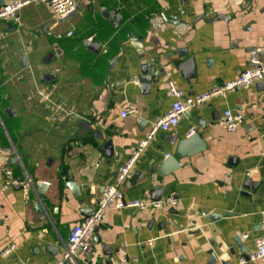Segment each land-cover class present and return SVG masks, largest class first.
<instances>
[{
  "label": "crops",
  "instance_id": "1",
  "mask_svg": "<svg viewBox=\"0 0 264 264\" xmlns=\"http://www.w3.org/2000/svg\"><path fill=\"white\" fill-rule=\"evenodd\" d=\"M15 1L0 0V6ZM75 2L80 8L67 20L31 2L18 10L17 21H0V248L15 244L0 264H53L72 226L95 209L150 123L169 110L175 98L168 80L196 95L247 68L256 53L251 48L264 51V0ZM103 9L121 20L111 23ZM86 40L99 50L87 48ZM189 57L192 73L179 68ZM144 64L161 73L147 92L138 81ZM46 74L53 75L50 82ZM38 89L77 116L54 117ZM123 109L132 111L122 117ZM226 109L243 115L235 131L221 123ZM191 129L205 150L178 157L179 167L158 174L174 152L171 140ZM109 140L110 150L104 148ZM69 177L79 196L64 187ZM246 179L254 186H245ZM42 181L48 185L38 194ZM121 188L128 201L153 199L157 188L160 199L170 195L176 203L109 206L92 232L91 250L79 252L75 264H238L244 253L234 237L248 253L264 235V79L213 96L174 128L156 131ZM48 244L59 247L55 255Z\"/></svg>",
  "mask_w": 264,
  "mask_h": 264
},
{
  "label": "built area",
  "instance_id": "2",
  "mask_svg": "<svg viewBox=\"0 0 264 264\" xmlns=\"http://www.w3.org/2000/svg\"><path fill=\"white\" fill-rule=\"evenodd\" d=\"M31 2L46 4L53 14L58 18H64L73 12L76 8L75 0H17L13 3L3 4L0 6V21L9 22L17 21L18 10ZM68 35L72 31L67 32ZM264 79V59L257 57L256 53H252L249 59V66L239 72V74L232 80L216 85L208 91L201 92L196 95L185 94L182 90L178 89L173 81L168 80L166 86L168 93L175 99L171 103L169 110L152 121L144 135V137L137 143L136 147L131 152L127 161L118 170L115 183L107 185L103 188L101 195L98 197L93 213L89 216L83 217L80 221L75 223L67 237L65 248L62 250L53 264H63L65 261L75 263L76 256L79 252L89 251L92 248L91 236L93 227L98 225L102 219L106 209L113 205L116 208H138L149 209L157 208L163 204H175L176 199L173 196H168L164 199L153 200L148 197L139 200H126L121 188V183L130 177L131 171L134 167L135 161L139 154L142 152L148 141L155 134L156 131H168L174 128L181 116L191 108L198 104L206 102L209 98L220 95L224 96L226 92L232 91L236 88L248 86L256 81ZM37 94L42 102L46 104L48 109L54 111V117L58 119H69L77 115L71 108H64L59 103H53L50 99L49 92L38 89ZM132 110L123 109L121 116L124 117ZM243 115L241 113H234L229 109L223 111L221 116L222 125L229 131H235L242 121ZM193 133V129L189 134ZM10 172L6 171L8 175ZM29 183H23L22 187L25 190L28 188ZM27 191V190H26ZM27 195V193H25ZM151 241L148 242L150 244ZM15 249V244H8L0 248V256H7ZM247 261H261L264 262V235L257 237L254 240V247L247 253V257L242 256L238 260V264H244ZM228 264V263H227Z\"/></svg>",
  "mask_w": 264,
  "mask_h": 264
},
{
  "label": "water",
  "instance_id": "3",
  "mask_svg": "<svg viewBox=\"0 0 264 264\" xmlns=\"http://www.w3.org/2000/svg\"><path fill=\"white\" fill-rule=\"evenodd\" d=\"M80 7L77 6L75 8V10L73 12H71L68 16L64 17V20L69 19ZM105 11V12H104ZM103 12L105 14V17H110L112 16L111 19V23L113 22H118L121 20V16L119 14H113V11L108 10V9H103ZM203 19V15L198 16L197 19ZM218 19H223L226 18L224 15L222 14H218L217 15ZM215 19V18H214ZM167 20V19H166ZM169 22H176L174 20H167ZM85 45L87 48H89L92 51L97 52L99 50L100 45L98 43L92 42L90 40H86L85 41ZM249 51H253L256 52L257 56L261 59V57L264 56V51H258L256 48H251ZM181 55H185V51H180ZM23 66L27 65L26 62V57H23ZM182 67H185L187 69L191 70L192 73V67H193V59L191 57L187 58L184 62H182L179 65V68L182 69ZM160 72L159 69H152L151 72H149L148 70V66L146 64H144L141 67V75L138 77V81L142 84L143 89L145 90V92H147L150 89V85L151 83H157L160 77ZM53 78V75L50 74H46L44 75V80L46 82H50V80ZM7 111L12 112V110L10 108H7ZM83 126L86 127L85 124H82ZM89 127V125H87V128ZM171 143L175 144L174 147V152L172 154L167 155L165 161L162 163L163 165L160 167V169H158V174L160 175H167L170 171H172V169H174L175 167H179L180 163L178 161V157L181 156H192L196 153L202 152L203 150H205L206 146L204 144V142L202 141V139L200 138V136L196 133H192L189 134L187 137L183 138V139H172ZM111 141H107L104 144V148H108L109 150L111 149ZM4 150L6 151H11V148H5ZM15 158H12V161L14 162ZM232 159H230L231 161ZM150 173H154L153 172V168L150 169ZM138 177V172L135 173L134 178ZM141 178H144L141 177ZM140 178V179H141ZM47 183L42 181V182H38L37 183V192L38 194H44L46 188H47ZM245 186H250L252 185V187L254 186V184L250 181V179H246L245 180ZM64 187L68 188L71 190L72 194L74 196H79L78 194V190H79V186L73 181L72 177H69L68 180L64 183ZM19 188H21V186H19ZM161 189H157V188H153L151 191L155 192L154 195H152L153 200H159L161 197ZM77 192V193H76ZM37 211H40V207H39V203H37L35 205ZM89 213L85 214L86 216H89L93 213V209L91 207H89ZM97 228V225L93 227V231H95ZM234 241L237 243L238 247H241V252L244 253V256L247 257V251L246 248L244 247L243 243L241 242V240L239 239L238 236L234 237ZM46 250L48 251V253L55 255L58 250L59 247L52 245V244H48L46 247ZM63 264H75L71 261H65Z\"/></svg>",
  "mask_w": 264,
  "mask_h": 264
}]
</instances>
